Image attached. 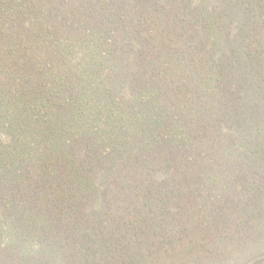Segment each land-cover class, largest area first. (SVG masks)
<instances>
[{"label": "trees", "instance_id": "16d2710c", "mask_svg": "<svg viewBox=\"0 0 264 264\" xmlns=\"http://www.w3.org/2000/svg\"><path fill=\"white\" fill-rule=\"evenodd\" d=\"M0 264H264V0H0Z\"/></svg>", "mask_w": 264, "mask_h": 264}]
</instances>
